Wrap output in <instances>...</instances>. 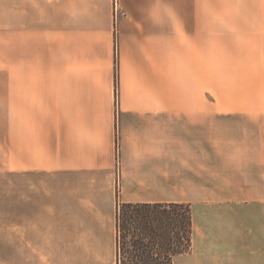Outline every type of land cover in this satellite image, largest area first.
I'll use <instances>...</instances> for the list:
<instances>
[{"label":"crops","instance_id":"0c3cea01","mask_svg":"<svg viewBox=\"0 0 264 264\" xmlns=\"http://www.w3.org/2000/svg\"><path fill=\"white\" fill-rule=\"evenodd\" d=\"M119 7L52 0L46 28L33 0L7 5L4 170L50 171L53 201L103 214L116 201L189 203L198 259L180 264H263L264 7L242 5L227 27L204 0Z\"/></svg>","mask_w":264,"mask_h":264},{"label":"rangeland","instance_id":"374dc122","mask_svg":"<svg viewBox=\"0 0 264 264\" xmlns=\"http://www.w3.org/2000/svg\"><path fill=\"white\" fill-rule=\"evenodd\" d=\"M20 1L0 0V66L3 63L6 7L8 5L9 14H14ZM51 1L33 0L43 8L46 28H49L51 21ZM111 3L114 16L119 15V0L117 4L115 0H111ZM260 3L264 7V0H204V17L221 19L224 23L221 27H227V18L234 16V11L236 16H243L242 5H249L250 11L254 6L259 8ZM256 13L259 15L258 9ZM220 39H227L222 30ZM117 92L115 83V96ZM4 158L0 116V264H117L115 213L119 201L113 202L105 214L95 203L63 202L62 196L60 201H53L50 171L37 173L35 169L4 170ZM72 189L75 195L79 196L85 192L84 189H89V186L76 184ZM100 204L105 205L104 202ZM94 206L97 214L91 211ZM57 207L61 208L60 212ZM53 208L56 209L55 216L52 214ZM197 252L199 254L201 250L198 249ZM211 252L213 251H209ZM194 254L195 249L191 241L187 250L173 255L171 264H180L181 257H184L183 260H197ZM125 257L130 258V255ZM228 260L230 258H219L221 262ZM262 260L264 261V258Z\"/></svg>","mask_w":264,"mask_h":264},{"label":"trees","instance_id":"16d2710c","mask_svg":"<svg viewBox=\"0 0 264 264\" xmlns=\"http://www.w3.org/2000/svg\"><path fill=\"white\" fill-rule=\"evenodd\" d=\"M115 226L117 264H171L190 247L192 211L184 202H119Z\"/></svg>","mask_w":264,"mask_h":264},{"label":"built area","instance_id":"2783aa9c","mask_svg":"<svg viewBox=\"0 0 264 264\" xmlns=\"http://www.w3.org/2000/svg\"><path fill=\"white\" fill-rule=\"evenodd\" d=\"M115 4H117V0H115Z\"/></svg>","mask_w":264,"mask_h":264}]
</instances>
